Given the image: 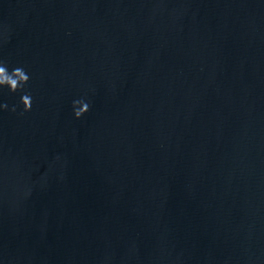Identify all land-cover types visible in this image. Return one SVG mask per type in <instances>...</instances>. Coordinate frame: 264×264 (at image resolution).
Wrapping results in <instances>:
<instances>
[{"label":"water","instance_id":"obj_1","mask_svg":"<svg viewBox=\"0 0 264 264\" xmlns=\"http://www.w3.org/2000/svg\"><path fill=\"white\" fill-rule=\"evenodd\" d=\"M0 62V264H264V0H0Z\"/></svg>","mask_w":264,"mask_h":264},{"label":"clouds","instance_id":"obj_2","mask_svg":"<svg viewBox=\"0 0 264 264\" xmlns=\"http://www.w3.org/2000/svg\"><path fill=\"white\" fill-rule=\"evenodd\" d=\"M28 74L21 67L9 69L8 65L0 62V90L7 89L9 93L15 94L17 91H22L24 86L28 83ZM31 96L24 93L20 97V105H22L23 112L27 113L31 110ZM72 115L76 120H80L89 109V102L85 99H80L72 102ZM7 109V105L0 103V112ZM11 111L15 112L13 107Z\"/></svg>","mask_w":264,"mask_h":264}]
</instances>
